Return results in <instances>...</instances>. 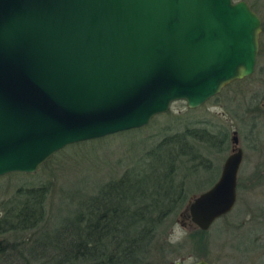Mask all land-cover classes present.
<instances>
[{
    "label": "water",
    "instance_id": "95a60500",
    "mask_svg": "<svg viewBox=\"0 0 264 264\" xmlns=\"http://www.w3.org/2000/svg\"><path fill=\"white\" fill-rule=\"evenodd\" d=\"M261 30L245 0H0V176L142 128L174 101L200 107L254 73ZM230 142L180 213L203 231L237 200L236 131Z\"/></svg>",
    "mask_w": 264,
    "mask_h": 264
},
{
    "label": "trees",
    "instance_id": "16d2710c",
    "mask_svg": "<svg viewBox=\"0 0 264 264\" xmlns=\"http://www.w3.org/2000/svg\"><path fill=\"white\" fill-rule=\"evenodd\" d=\"M245 1L255 10L262 2ZM259 42L254 73L210 99L244 127L248 123L255 138L264 136V18ZM203 121L185 124L177 117L154 139L143 136L140 153L119 175L100 182L83 199L58 196L55 211L50 179L6 189L10 193L0 201V264H181L167 261L189 244L170 241L172 217L187 204L192 177L199 169L211 170V155L226 152L230 140L227 125ZM184 237L198 259L207 230L194 228Z\"/></svg>",
    "mask_w": 264,
    "mask_h": 264
},
{
    "label": "rangeland",
    "instance_id": "374dc122",
    "mask_svg": "<svg viewBox=\"0 0 264 264\" xmlns=\"http://www.w3.org/2000/svg\"><path fill=\"white\" fill-rule=\"evenodd\" d=\"M261 1L259 9L254 10L262 19L264 0ZM228 110L213 100L194 109L188 108L183 100L174 101L167 112L151 118L142 127L143 131L119 132L74 143L76 146L70 147L71 144L56 152L33 173L13 172L0 176V201L10 193H5L6 189L12 190L20 182L31 180L37 183L50 179L55 193L51 208L55 211L58 196L63 195L65 199L70 197L72 201L83 199L84 194L91 193L100 182L113 177L116 172L119 175L129 165L128 161L140 153L143 136L154 139L158 136L159 129L169 125V122L173 123L177 117H181L185 124L194 120L204 122L203 120L212 119L214 123L217 121V124L227 125L230 137L236 131L238 146L243 150V161L237 179V200L233 209L226 216L217 219L207 230L206 246L200 251L198 259L191 251V246L189 247L192 241L184 237L187 231H192L195 227H191L190 221L180 216L181 211L175 214L172 217L175 224L174 232L169 235L170 241L176 243L184 239L189 244L179 247V251L170 255L167 261L188 264L203 258L210 264H264V136L255 138L249 132L248 123L244 127ZM231 148L229 140L226 152L211 155V170L199 169L192 177L188 184V201L217 180ZM78 191L85 193L78 196ZM201 252L206 256L201 255Z\"/></svg>",
    "mask_w": 264,
    "mask_h": 264
},
{
    "label": "flooded vegetation",
    "instance_id": "af4514ba",
    "mask_svg": "<svg viewBox=\"0 0 264 264\" xmlns=\"http://www.w3.org/2000/svg\"><path fill=\"white\" fill-rule=\"evenodd\" d=\"M190 221V220H189ZM191 227H194L192 224H190Z\"/></svg>",
    "mask_w": 264,
    "mask_h": 264
}]
</instances>
